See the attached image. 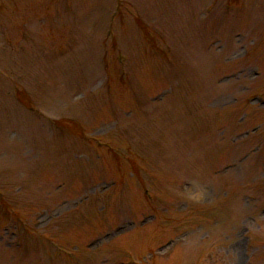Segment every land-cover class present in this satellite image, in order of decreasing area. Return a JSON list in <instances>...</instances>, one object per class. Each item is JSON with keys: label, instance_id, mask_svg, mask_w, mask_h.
I'll list each match as a JSON object with an SVG mask.
<instances>
[{"label": "rangeland", "instance_id": "rangeland-1", "mask_svg": "<svg viewBox=\"0 0 264 264\" xmlns=\"http://www.w3.org/2000/svg\"><path fill=\"white\" fill-rule=\"evenodd\" d=\"M0 264H264V0H0Z\"/></svg>", "mask_w": 264, "mask_h": 264}]
</instances>
